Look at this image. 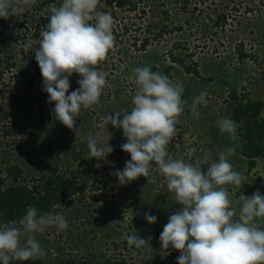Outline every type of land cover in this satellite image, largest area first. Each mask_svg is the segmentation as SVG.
<instances>
[{
  "label": "rangeland",
  "instance_id": "rangeland-1",
  "mask_svg": "<svg viewBox=\"0 0 264 264\" xmlns=\"http://www.w3.org/2000/svg\"><path fill=\"white\" fill-rule=\"evenodd\" d=\"M61 3L52 0L38 8L35 0L30 10L12 16L9 27L0 33V175L10 164L22 169L24 180L41 173L70 171L78 165L71 159L73 151L89 156V135L110 139L114 151L93 167L82 164L80 180L87 181V188L48 211L63 213L68 228L61 231L49 227L36 234L46 255L35 262L12 264H61L68 257L84 264H178L179 250L160 251V234L170 215L181 206L155 165L148 178L141 176L126 185L119 184L111 173L122 170L125 161L131 159L121 149L126 138L122 129L101 124L108 114L131 110L137 88L134 69L149 65L152 71L183 83L182 98L188 105L200 93H207V103L197 106L198 118L185 106L176 125L177 135L168 146L173 157H182L189 148H195L194 158L208 152L212 159H218L220 151L235 147L230 162L246 180L239 187L227 186L233 206L239 210L237 198L241 194L250 197L259 190L264 195V158L255 159L249 168L238 151L243 144L241 123L235 142L228 134H221L216 124L222 117L230 118L231 108L242 95L264 100V0H128L122 6L101 0L103 7L99 10L110 12L114 18L116 42L97 65L106 73L108 84L97 106L81 110L76 122L78 135L53 119L51 109L55 104L48 103L49 94L43 91V77L35 59L38 43L25 49L29 40H40L32 27L37 15H50V8ZM238 51L245 56L239 57ZM172 56L198 74L186 72ZM34 75L35 82L28 86ZM81 78L76 73L69 78V94L80 87L77 80ZM15 127L18 132L4 133ZM145 214L156 216L157 222L150 224ZM257 223L264 227V219ZM134 228L141 238L151 236V245L159 252L148 258L134 245L129 247L127 236Z\"/></svg>",
  "mask_w": 264,
  "mask_h": 264
},
{
  "label": "clouds",
  "instance_id": "clouds-1",
  "mask_svg": "<svg viewBox=\"0 0 264 264\" xmlns=\"http://www.w3.org/2000/svg\"><path fill=\"white\" fill-rule=\"evenodd\" d=\"M34 2L0 0V18L20 16ZM101 7V0H62L59 7L50 8L41 39L25 44L27 50L38 43L35 59L43 77V91L49 94L48 103L55 104L51 109L53 119L76 135L81 110L97 106L108 84L106 73L97 65L115 46V21L110 12L99 10ZM74 73L82 77L77 80L80 87L69 94V78ZM134 74L137 88L131 110L115 111V116L108 114L101 127L122 129L126 138L121 149L131 159L125 161L122 170L111 173L120 185L141 176L148 178L155 165L176 204L181 206L170 215L160 234V251H167L170 246L179 250L178 264H264V227L257 223L264 219V195L259 190L250 197L241 194L237 198L241 207L237 210L227 187H239L246 180L230 162L235 147L220 151L218 159H212L208 152L194 158L195 148L174 158L168 150L185 106L198 118L197 106L207 103V93H200L188 105L182 98V82L152 71L149 65L136 67ZM216 124L221 134H228L233 142L238 139L236 121L222 117ZM109 141L100 134L89 135L90 157L106 159L114 151ZM145 219L150 224L157 222V217L150 214H145ZM49 227L63 231L68 228V220L63 213L40 212L28 206L18 222L0 221V264L41 260L46 252L36 234ZM135 232L134 228L133 234L127 236L129 247L134 245L141 255L150 258L156 251L151 245L152 237L141 238Z\"/></svg>",
  "mask_w": 264,
  "mask_h": 264
},
{
  "label": "trees",
  "instance_id": "trees-1",
  "mask_svg": "<svg viewBox=\"0 0 264 264\" xmlns=\"http://www.w3.org/2000/svg\"><path fill=\"white\" fill-rule=\"evenodd\" d=\"M52 0H36L38 8L49 4ZM108 5L115 2L118 6H122L128 0H106ZM50 15H37L33 24V34L41 39V29L48 23ZM221 18V17H220ZM12 21V16L8 19L0 18V33L7 29ZM26 23L21 22L22 26ZM147 39L142 43L145 46ZM239 57L245 56V53L238 51ZM174 61L180 63L186 72L198 74L194 68H190L182 62V59L172 56ZM35 82V75L27 82L31 86ZM233 100H237L234 93L230 94ZM264 100L252 99L242 95L230 111V118L241 123L243 144L238 148L239 154L247 159L249 168L255 163V159L264 158ZM15 127L14 131H4L9 133L18 132ZM73 164H78L70 171L58 173H41L38 177L30 180H24L22 177V169L17 165H7L0 175V221L11 222L19 221L28 206H34L40 212H48L55 205L65 201L79 192H83L87 188V181L80 180L81 173L84 172L82 164L88 163L95 166L100 160L89 156H84L81 151H73L71 154ZM80 166V167H79ZM92 173V171H91ZM1 174V173H0ZM8 180V182H6ZM169 249H174L172 246ZM159 252V248L155 249ZM61 264H84L82 261H76L71 257L65 259ZM101 264H124L122 262L104 261Z\"/></svg>",
  "mask_w": 264,
  "mask_h": 264
}]
</instances>
